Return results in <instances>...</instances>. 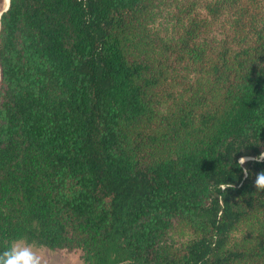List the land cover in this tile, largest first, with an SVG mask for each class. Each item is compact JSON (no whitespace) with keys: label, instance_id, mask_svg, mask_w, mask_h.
Listing matches in <instances>:
<instances>
[{"label":"trees","instance_id":"1","mask_svg":"<svg viewBox=\"0 0 264 264\" xmlns=\"http://www.w3.org/2000/svg\"><path fill=\"white\" fill-rule=\"evenodd\" d=\"M4 4L0 250L264 264V0Z\"/></svg>","mask_w":264,"mask_h":264},{"label":"clouds","instance_id":"2","mask_svg":"<svg viewBox=\"0 0 264 264\" xmlns=\"http://www.w3.org/2000/svg\"><path fill=\"white\" fill-rule=\"evenodd\" d=\"M248 159L264 160V151H261L256 157L241 156L236 161L245 175H247L248 169L243 166ZM254 184L258 190L264 189V170L256 173ZM0 264H44V253L24 238L10 240L8 246L0 250Z\"/></svg>","mask_w":264,"mask_h":264},{"label":"rangeland","instance_id":"3","mask_svg":"<svg viewBox=\"0 0 264 264\" xmlns=\"http://www.w3.org/2000/svg\"><path fill=\"white\" fill-rule=\"evenodd\" d=\"M44 253V264H83L79 252L64 250H51L47 247H37Z\"/></svg>","mask_w":264,"mask_h":264},{"label":"water","instance_id":"4","mask_svg":"<svg viewBox=\"0 0 264 264\" xmlns=\"http://www.w3.org/2000/svg\"><path fill=\"white\" fill-rule=\"evenodd\" d=\"M7 6H8V0H7L6 4H4L3 10H5L7 8ZM0 14H1V12H0Z\"/></svg>","mask_w":264,"mask_h":264},{"label":"bare ground","instance_id":"5","mask_svg":"<svg viewBox=\"0 0 264 264\" xmlns=\"http://www.w3.org/2000/svg\"><path fill=\"white\" fill-rule=\"evenodd\" d=\"M7 0H5V4H6Z\"/></svg>","mask_w":264,"mask_h":264}]
</instances>
